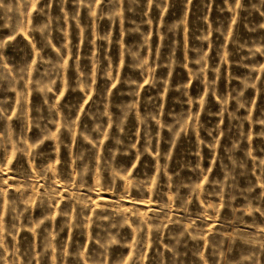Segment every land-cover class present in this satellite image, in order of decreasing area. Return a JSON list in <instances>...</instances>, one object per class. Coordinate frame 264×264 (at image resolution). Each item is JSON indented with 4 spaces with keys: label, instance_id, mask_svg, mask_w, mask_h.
Returning a JSON list of instances; mask_svg holds the SVG:
<instances>
[{
    "label": "rangeland",
    "instance_id": "rangeland-1",
    "mask_svg": "<svg viewBox=\"0 0 264 264\" xmlns=\"http://www.w3.org/2000/svg\"><path fill=\"white\" fill-rule=\"evenodd\" d=\"M0 264H264V0H0Z\"/></svg>",
    "mask_w": 264,
    "mask_h": 264
}]
</instances>
